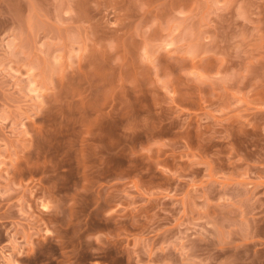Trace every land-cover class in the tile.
<instances>
[{"label":"rangeland","instance_id":"rangeland-1","mask_svg":"<svg viewBox=\"0 0 264 264\" xmlns=\"http://www.w3.org/2000/svg\"><path fill=\"white\" fill-rule=\"evenodd\" d=\"M0 264H264V0H0Z\"/></svg>","mask_w":264,"mask_h":264}]
</instances>
